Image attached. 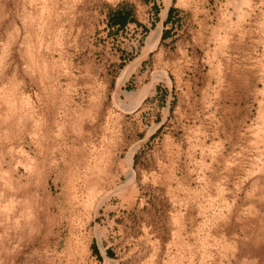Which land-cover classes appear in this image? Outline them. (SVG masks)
Instances as JSON below:
<instances>
[{
	"label": "rangeland",
	"instance_id": "rangeland-1",
	"mask_svg": "<svg viewBox=\"0 0 264 264\" xmlns=\"http://www.w3.org/2000/svg\"><path fill=\"white\" fill-rule=\"evenodd\" d=\"M0 264H264V0H0Z\"/></svg>",
	"mask_w": 264,
	"mask_h": 264
},
{
	"label": "trees",
	"instance_id": "trees-1",
	"mask_svg": "<svg viewBox=\"0 0 264 264\" xmlns=\"http://www.w3.org/2000/svg\"><path fill=\"white\" fill-rule=\"evenodd\" d=\"M125 23L123 19H116L113 24H123Z\"/></svg>",
	"mask_w": 264,
	"mask_h": 264
}]
</instances>
